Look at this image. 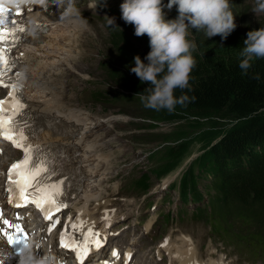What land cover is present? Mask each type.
<instances>
[{"label":"rangeland","instance_id":"obj_1","mask_svg":"<svg viewBox=\"0 0 264 264\" xmlns=\"http://www.w3.org/2000/svg\"><path fill=\"white\" fill-rule=\"evenodd\" d=\"M124 2L125 0H74L78 14H85L82 17H73L84 26L85 31L83 33L73 32L69 35L71 45H73L72 52L77 58L68 62L65 58H61L63 55L58 54L61 62L60 70H67L58 75L57 78L60 80H56V83L51 82L52 85L50 87L47 85L44 91L50 97L51 91H54L57 85L62 89V93L68 95L66 99L68 103L73 102L70 105L72 109H80L83 113L85 111L89 125L102 124V129H94L93 134L100 135L102 131L105 133L103 137L105 136L107 140L101 145L106 149L103 155L111 158L107 171L112 177L99 186L100 202L104 204L108 200L109 205L113 201L119 206L120 213L127 211L129 214V217L125 216L126 221H122L117 214V219L120 220L115 222L114 231L117 237L113 238V243L119 246H132L138 250L139 255L141 253V257L147 253L150 261L158 262L156 257L153 258V252L172 231H175L174 234L187 233L193 240L197 237L202 238L204 242H208L210 237L209 226L203 221L192 224L189 215L182 221L180 220L178 210L181 205L178 192L170 191L168 188L162 191V181L171 182L178 177L180 169L188 163L197 158L206 159L211 147L227 134L237 121L230 117L220 116L199 118L190 113H170L167 110H163L167 119L154 121L147 116L156 114L158 111L146 109L142 107L143 104L124 98L127 94L114 86L108 69V65L114 64L122 51L118 38L114 35L120 32L119 34H123L140 46H145L150 42L147 35L137 37L134 34V25L127 24L122 19L121 5ZM167 3L168 0H163L164 5ZM230 4L236 16L237 27L250 26L255 29L260 28L264 23V14L257 17L252 12L255 0H230ZM63 8L57 6L60 12L64 11ZM177 8L178 6H174L169 11L165 7L166 19H176L178 17ZM107 18L114 19L115 24L110 26ZM55 20L58 21L57 18ZM65 20L67 19H59L63 22H66ZM199 32L190 28L189 40H193ZM59 52L61 53V50ZM96 92H101L103 99L95 98ZM66 106L70 108L69 105ZM114 116L117 117L114 122L104 123V118L112 121ZM167 151H171L169 155L165 154ZM153 154L157 156L155 160L149 157ZM164 166L165 169L162 168ZM169 169L175 172L168 173L165 179L158 176L159 170ZM146 173H149L152 186L147 194L133 188L137 186L136 183L133 186L130 185ZM204 178L200 181L201 189L210 184L213 177ZM205 198L207 200L206 196ZM78 203L86 207L88 211L94 210V206H85V201L82 199ZM212 203L221 218L222 226H227L229 217L226 211H229V208L233 209L231 204H223L216 196L213 197ZM182 208L183 211L191 214L195 205L191 204ZM168 211H171L176 219L174 223H168L164 217H161ZM148 224L151 225L150 232L146 231ZM258 242L259 248H262L264 241L258 239ZM256 247L255 243H249L248 253L253 255ZM236 258L239 259L238 256ZM257 263L264 264V261Z\"/></svg>","mask_w":264,"mask_h":264},{"label":"trees","instance_id":"obj_2","mask_svg":"<svg viewBox=\"0 0 264 264\" xmlns=\"http://www.w3.org/2000/svg\"><path fill=\"white\" fill-rule=\"evenodd\" d=\"M261 28L264 23L255 29L236 27L227 40L219 35L207 38L200 31L190 40L197 47L192 52L196 63L189 89L183 93L176 89L174 95L178 98L187 94L195 99L177 105L174 112H186L199 118L230 117L237 121L211 147L208 157L197 158L194 164L202 173L213 176L216 189L223 195L224 202L231 203V208L251 213L259 210L260 215H264V58H253L246 72L239 67L244 59L240 53L245 47L247 33ZM119 33L114 36L122 51L117 61L108 65L110 76L114 86L127 94L125 99L142 104L136 95L144 93L151 85L142 83L131 68L136 66V56L148 63L145 57L151 50L150 42L140 46ZM97 98L103 99L102 93ZM147 117L154 121L167 119L163 110ZM169 152L165 154L169 155ZM168 171L170 169L159 170L157 174ZM189 175L190 185L195 187L197 176L192 169ZM184 184L186 186L188 182L184 181Z\"/></svg>","mask_w":264,"mask_h":264},{"label":"clouds","instance_id":"obj_3","mask_svg":"<svg viewBox=\"0 0 264 264\" xmlns=\"http://www.w3.org/2000/svg\"><path fill=\"white\" fill-rule=\"evenodd\" d=\"M43 0H15V4L26 5L40 3ZM58 7H64V19L78 17L74 0H55ZM178 6V17L166 19L164 8L169 11ZM122 19L134 25L137 37L147 35L150 39V52L145 57V64L140 56L134 59L135 67L131 68L142 83L151 87L144 93L137 94L146 109L174 112L177 105H185L195 97L182 94L174 95L176 89L181 92L189 89L191 72L195 66L192 52L195 42L189 40V29L201 31L207 38L221 36L227 40L236 29V16L231 10L230 0H125L121 5ZM252 12L257 17L264 14V0H255ZM108 19L113 26L114 19ZM242 48L239 67L245 72L251 67L253 58H264V28L247 33ZM40 245L29 240L18 249L9 251L0 247V257L14 259L16 264H62L61 259L51 249L39 255Z\"/></svg>","mask_w":264,"mask_h":264},{"label":"bare ground","instance_id":"obj_4","mask_svg":"<svg viewBox=\"0 0 264 264\" xmlns=\"http://www.w3.org/2000/svg\"><path fill=\"white\" fill-rule=\"evenodd\" d=\"M38 10L43 11V9ZM38 10H35L32 15V18L36 19L35 21L37 22L44 19L42 16L45 17L44 13H39ZM63 12H58L57 17L64 19L61 18L63 17L61 15ZM39 14L41 15L40 17L38 16ZM63 21L58 20L51 21V24L49 23L51 35L43 34L44 36L34 38L33 34L29 33L27 44L21 46L23 55L17 57L24 70V77L21 79L25 88L20 95L22 102L26 105L24 112L29 118V124L26 128L29 138L25 143L45 149V157L46 155L51 156L60 152L63 153L66 159L62 163L59 177H65V175L75 177L74 190L69 195L68 200L73 197L75 199L81 197L85 201H89L94 198L91 193L96 194V189L92 182L95 181V184H98L103 177L106 178L110 174L107 169L111 158L103 155L106 149L101 145V143L106 142L107 138L101 135L97 138L93 134V129L101 127L102 124L89 125L90 122L87 123L85 111L83 113L80 109L68 108L66 105L70 106L73 102L68 103L66 100L68 95L62 93V89L57 85L54 91H51L52 95L50 97L44 91L47 85L50 87L52 83H56V80H60L57 78L59 77L58 70L60 66V58L57 55H63L61 58H65L68 62L77 58L72 52L73 45H71V37L69 35L73 32L83 33L85 31V29L83 30L84 26L75 18L67 19L65 20L66 22ZM65 27L70 29V31L61 34L60 32H64ZM30 30L33 31V29ZM51 36L53 37L51 38ZM33 47L36 48L33 49ZM60 50L61 53L59 52ZM69 101L72 100L69 99ZM104 119V123L106 121L109 123L114 122L117 117L114 116L113 120L111 119L112 121H109L110 119L108 118ZM106 208V206L101 208L97 206L96 210H93L90 214L85 210V216L89 220L93 219L89 222L96 224L101 230L105 229V224L109 225L112 222L104 210L101 213L99 212ZM96 211L98 215H94ZM181 240L184 245L187 246L189 244L185 237H181ZM130 250L132 251V248H129L126 252L129 253L131 252ZM165 250H169L170 257H172L173 251H178L181 254V261L190 257L189 251L183 253V250L176 246L168 245ZM143 261L144 259H140L139 264ZM209 264H213V262H209Z\"/></svg>","mask_w":264,"mask_h":264},{"label":"snow or ice","instance_id":"obj_5","mask_svg":"<svg viewBox=\"0 0 264 264\" xmlns=\"http://www.w3.org/2000/svg\"><path fill=\"white\" fill-rule=\"evenodd\" d=\"M6 11V9L0 7V87L9 89V98L0 100V139L9 141L15 148L22 150L24 153V158L14 163L8 172L7 190L12 194L9 202L13 203L14 196V206L17 208L28 204L35 205L43 212L44 219L52 222V226L49 228V232H51L60 223L58 218L53 219V215L68 206L66 202L60 199L66 193L67 178L59 177L50 160L42 156L46 151L45 149L26 146L25 142L29 138V134L26 132L27 124L23 120L26 105L22 102L21 95L17 91V85L6 80V77L12 73L18 62L12 54V49L17 46L16 42L25 33L26 26L22 21H17L14 12L8 13V25L3 26ZM21 55L23 54L21 53ZM16 75H19V73H16ZM54 177L57 178L53 179ZM2 216L3 213L0 212V218ZM3 226L15 227L16 231L21 233L22 236L26 235L24 229L11 224L8 219H2L0 229ZM82 227V221L80 225L73 224L71 228L65 225V232L60 238V247L74 251L81 264H83V260L89 252L88 238L95 244H100L99 239H97L99 233H93L91 230H89L85 240L78 243L76 237L71 233ZM22 236L14 239L13 236L8 235L9 244L13 245L14 249H18L23 244Z\"/></svg>","mask_w":264,"mask_h":264}]
</instances>
